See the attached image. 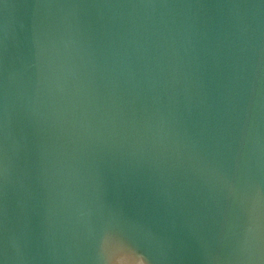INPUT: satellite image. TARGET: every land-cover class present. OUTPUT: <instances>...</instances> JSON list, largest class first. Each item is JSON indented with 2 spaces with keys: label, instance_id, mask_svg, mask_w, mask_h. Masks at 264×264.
I'll return each mask as SVG.
<instances>
[{
  "label": "water",
  "instance_id": "1",
  "mask_svg": "<svg viewBox=\"0 0 264 264\" xmlns=\"http://www.w3.org/2000/svg\"><path fill=\"white\" fill-rule=\"evenodd\" d=\"M264 264V0H0V264Z\"/></svg>",
  "mask_w": 264,
  "mask_h": 264
},
{
  "label": "snow or ice",
  "instance_id": "2",
  "mask_svg": "<svg viewBox=\"0 0 264 264\" xmlns=\"http://www.w3.org/2000/svg\"><path fill=\"white\" fill-rule=\"evenodd\" d=\"M127 254H121L115 261L114 264H121L122 258Z\"/></svg>",
  "mask_w": 264,
  "mask_h": 264
}]
</instances>
